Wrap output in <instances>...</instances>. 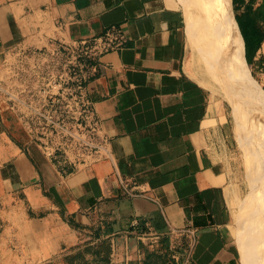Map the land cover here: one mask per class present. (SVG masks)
<instances>
[{
	"label": "crops",
	"instance_id": "obj_1",
	"mask_svg": "<svg viewBox=\"0 0 264 264\" xmlns=\"http://www.w3.org/2000/svg\"><path fill=\"white\" fill-rule=\"evenodd\" d=\"M261 2L229 0L253 70L264 38L258 45L250 9ZM189 26L185 0H0L1 103L14 118L20 50L76 45L116 27L125 36L87 84L109 140L99 158L51 157L34 134L20 143L0 132L1 250L15 234L44 264H104L95 247L104 240L109 264H246L231 207L230 114ZM256 30L264 35V20ZM149 230L161 239L143 238Z\"/></svg>",
	"mask_w": 264,
	"mask_h": 264
},
{
	"label": "rangeland",
	"instance_id": "obj_2",
	"mask_svg": "<svg viewBox=\"0 0 264 264\" xmlns=\"http://www.w3.org/2000/svg\"><path fill=\"white\" fill-rule=\"evenodd\" d=\"M201 1L205 4L198 9L199 21L202 24L199 36L197 32L201 27L198 26L196 16L197 0H185V4L190 31L195 34L205 55L202 59L208 77L226 99L230 114L232 151L238 179V197L232 199L231 203L233 221L246 264H264V97L258 93L264 92V57L260 59V68L248 69L250 76L246 72L242 74L249 80L241 79L244 76L235 73L233 67L231 68L228 42L222 49V59L218 61L217 45L214 44L213 38L214 29L205 19L209 0ZM43 60L39 51L19 54L15 58L12 77L16 80L13 85L18 95L16 99H10L15 107V118L9 113L12 107L1 103L4 94L0 92V132L7 130L13 139L20 143L29 140L30 134H34L38 140L34 121L28 119L33 109L38 106L37 99L41 95ZM11 193L13 192L10 191ZM20 195L16 192L14 198L18 200ZM16 200L13 204H16ZM3 210L4 206L0 202V216ZM34 214L30 212V216L33 217ZM23 249L16 241L15 234H10L9 248L5 251L0 249V264H44L36 258L34 250Z\"/></svg>",
	"mask_w": 264,
	"mask_h": 264
},
{
	"label": "built area",
	"instance_id": "obj_3",
	"mask_svg": "<svg viewBox=\"0 0 264 264\" xmlns=\"http://www.w3.org/2000/svg\"><path fill=\"white\" fill-rule=\"evenodd\" d=\"M124 43L123 31L116 27L76 45L59 42L39 50L44 58L41 95L28 120L34 121L35 134L48 156L62 153L76 159H97L107 150L109 140L101 135L87 84L96 75L100 57ZM20 51L23 55L34 52ZM141 236L158 241L162 234L149 230Z\"/></svg>",
	"mask_w": 264,
	"mask_h": 264
},
{
	"label": "bare ground",
	"instance_id": "obj_4",
	"mask_svg": "<svg viewBox=\"0 0 264 264\" xmlns=\"http://www.w3.org/2000/svg\"><path fill=\"white\" fill-rule=\"evenodd\" d=\"M208 5V12L206 11L205 19L210 22L212 29H214L213 38L215 42L214 44L217 45V60L220 61V59H222V49H224L226 42H228L230 45V63L232 61L231 68L233 67V71L237 74L242 75L245 74L244 72H246V74L250 76L248 72L247 60L245 57L244 40L239 33L238 26L236 25L235 19L233 17V13L229 9V1L209 0ZM242 78L247 79L245 78V76L241 77V79ZM251 89L253 90V88ZM258 93H260L264 97L263 91H258Z\"/></svg>",
	"mask_w": 264,
	"mask_h": 264
},
{
	"label": "trees",
	"instance_id": "obj_5",
	"mask_svg": "<svg viewBox=\"0 0 264 264\" xmlns=\"http://www.w3.org/2000/svg\"><path fill=\"white\" fill-rule=\"evenodd\" d=\"M256 4V3H255ZM254 5V4H253ZM256 8H252L250 9L251 12L254 11V15L253 17L251 18L250 20V27L253 29L254 31V34L257 36V44L260 45L263 38H264V35L257 32V28H258V22L259 21H263L264 20V2H261L258 6H255ZM247 60H248V63L249 65L251 66L252 65V62H253V57L252 56H249L247 55ZM109 241L108 240H104L102 242V244L98 245V246H95L97 248V251L101 254L103 252V261H104V264H109V256H110V248H109Z\"/></svg>",
	"mask_w": 264,
	"mask_h": 264
}]
</instances>
